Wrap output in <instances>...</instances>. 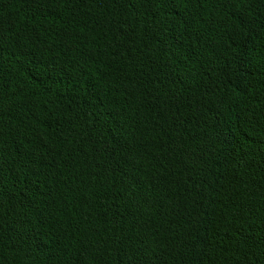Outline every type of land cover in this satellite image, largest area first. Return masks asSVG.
<instances>
[{
	"label": "trees",
	"instance_id": "trees-1",
	"mask_svg": "<svg viewBox=\"0 0 264 264\" xmlns=\"http://www.w3.org/2000/svg\"><path fill=\"white\" fill-rule=\"evenodd\" d=\"M0 264H264V0H0Z\"/></svg>",
	"mask_w": 264,
	"mask_h": 264
}]
</instances>
